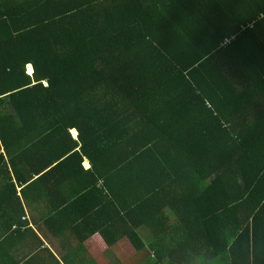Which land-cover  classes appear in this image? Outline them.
<instances>
[{
    "label": "trees",
    "instance_id": "obj_1",
    "mask_svg": "<svg viewBox=\"0 0 264 264\" xmlns=\"http://www.w3.org/2000/svg\"><path fill=\"white\" fill-rule=\"evenodd\" d=\"M1 149L105 253L264 264V0H0Z\"/></svg>",
    "mask_w": 264,
    "mask_h": 264
},
{
    "label": "crops",
    "instance_id": "obj_2",
    "mask_svg": "<svg viewBox=\"0 0 264 264\" xmlns=\"http://www.w3.org/2000/svg\"><path fill=\"white\" fill-rule=\"evenodd\" d=\"M71 132L76 139L78 131L72 129ZM1 153L6 156L4 149H1ZM7 160V157L3 160L5 165L0 170L10 176L23 209L19 207L16 196L8 198V202L13 201L12 206L0 203V264H91V261H85V255L91 253L90 259L94 260L102 253L107 254L104 264H113L114 258L122 261L118 257L120 248L113 247L105 253L99 247L98 238L97 241L94 237L88 242L84 239L81 241L79 234L76 235L73 228L64 222L80 214L76 205L78 199L70 198V189L80 188L77 184L69 182L66 189L57 187L54 180L49 184L33 185L40 176H30L32 161L15 170ZM83 165L86 170L90 167L87 160ZM4 183L0 177V194ZM144 235L149 247V231Z\"/></svg>",
    "mask_w": 264,
    "mask_h": 264
},
{
    "label": "rangeland",
    "instance_id": "obj_3",
    "mask_svg": "<svg viewBox=\"0 0 264 264\" xmlns=\"http://www.w3.org/2000/svg\"><path fill=\"white\" fill-rule=\"evenodd\" d=\"M32 70V69H31ZM30 71V68L29 70ZM30 73V72H29ZM31 74V73H30ZM74 132V131H73ZM76 133V132H74ZM118 257L122 260L120 261L118 258H114L113 260V264L114 263H120V264H141L143 263V261L146 259L145 254H142L141 256H139L137 259L135 260H131V258L125 254L121 249H119L118 251Z\"/></svg>",
    "mask_w": 264,
    "mask_h": 264
},
{
    "label": "clouds",
    "instance_id": "obj_4",
    "mask_svg": "<svg viewBox=\"0 0 264 264\" xmlns=\"http://www.w3.org/2000/svg\"><path fill=\"white\" fill-rule=\"evenodd\" d=\"M28 70H29V67L27 68V72H28L29 75H31L32 73L30 74Z\"/></svg>",
    "mask_w": 264,
    "mask_h": 264
},
{
    "label": "bare ground",
    "instance_id": "obj_5",
    "mask_svg": "<svg viewBox=\"0 0 264 264\" xmlns=\"http://www.w3.org/2000/svg\"><path fill=\"white\" fill-rule=\"evenodd\" d=\"M30 68V73H31V67H29ZM74 132H76L75 130H73ZM77 133V132H76Z\"/></svg>",
    "mask_w": 264,
    "mask_h": 264
}]
</instances>
